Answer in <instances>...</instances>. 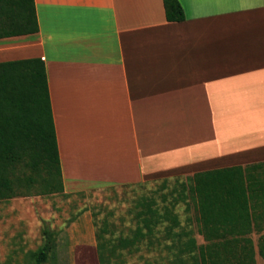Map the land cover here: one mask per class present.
Returning a JSON list of instances; mask_svg holds the SVG:
<instances>
[{
    "label": "crops",
    "instance_id": "0c3cea01",
    "mask_svg": "<svg viewBox=\"0 0 264 264\" xmlns=\"http://www.w3.org/2000/svg\"><path fill=\"white\" fill-rule=\"evenodd\" d=\"M34 2L39 31L0 37V63L44 61L64 194L264 161V0H179L182 22L163 0ZM66 231L97 242L87 213Z\"/></svg>",
    "mask_w": 264,
    "mask_h": 264
},
{
    "label": "trees",
    "instance_id": "16d2710c",
    "mask_svg": "<svg viewBox=\"0 0 264 264\" xmlns=\"http://www.w3.org/2000/svg\"><path fill=\"white\" fill-rule=\"evenodd\" d=\"M163 4L169 22L185 20L179 0ZM2 16L0 37L39 31L34 0H0ZM252 165L197 172L170 190L164 183L140 196L129 210L134 228L116 236L105 223L96 231L100 264H126L137 254L146 264H257V253L264 260V236L257 247L250 237L260 230L257 207L264 205V182L248 173ZM58 194L66 195L44 61L1 62L0 202ZM42 233L26 264H47L54 254L58 233L47 222ZM156 251L161 256L147 257Z\"/></svg>",
    "mask_w": 264,
    "mask_h": 264
},
{
    "label": "rangeland",
    "instance_id": "374dc122",
    "mask_svg": "<svg viewBox=\"0 0 264 264\" xmlns=\"http://www.w3.org/2000/svg\"><path fill=\"white\" fill-rule=\"evenodd\" d=\"M254 164L248 166L250 171L248 173L264 182V161ZM193 172L194 170L190 168L179 169L152 175L151 180L145 184L95 186L72 195L20 197L10 205V207H15L18 213L12 216V221L8 223V226L0 225V264H26L29 252L37 250L43 244L42 230L45 221L41 214L46 212V208L61 212L60 218L57 217L54 221L47 223L59 234L54 254L47 264H100L97 242H62L66 237L60 238V236L67 234L66 228L74 219L87 213L94 226L95 234L98 228L103 227L105 223L108 224L110 230L116 231V236L120 232L127 233L128 229L135 227L129 210L133 207L136 199L142 195H149L164 183L167 184L166 190H170L175 182L186 181L193 175ZM35 209L39 212V219H42L39 223L30 214ZM257 209V213L260 215L257 221L260 230H256L250 235L256 247L260 237L264 236V205H260ZM178 210L181 218L184 219L186 217L184 206ZM193 213L194 211L189 212L191 215ZM60 228L63 229L59 231ZM194 228L197 229L196 226ZM8 237L11 239L8 240ZM196 237L199 244L206 243L202 236L196 235ZM159 255L161 256L156 251L147 254V257L154 259ZM256 260L257 264H264L263 258L258 253ZM126 264L146 263L145 259L140 258L137 254L132 257L127 256Z\"/></svg>",
    "mask_w": 264,
    "mask_h": 264
}]
</instances>
